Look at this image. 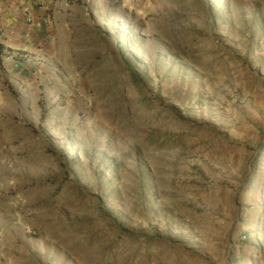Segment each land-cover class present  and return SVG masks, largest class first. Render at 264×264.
I'll list each match as a JSON object with an SVG mask.
<instances>
[{
    "label": "rangeland",
    "instance_id": "374dc122",
    "mask_svg": "<svg viewBox=\"0 0 264 264\" xmlns=\"http://www.w3.org/2000/svg\"><path fill=\"white\" fill-rule=\"evenodd\" d=\"M141 1L30 118L0 264H264V0Z\"/></svg>",
    "mask_w": 264,
    "mask_h": 264
},
{
    "label": "crops",
    "instance_id": "0c3cea01",
    "mask_svg": "<svg viewBox=\"0 0 264 264\" xmlns=\"http://www.w3.org/2000/svg\"><path fill=\"white\" fill-rule=\"evenodd\" d=\"M140 2L0 0V184L17 190L22 148L30 144L24 132L30 118L38 120L47 95L61 93V86L52 87L63 84L62 60H70L77 37H88V30L94 35V21L104 14L114 12L117 21L120 4Z\"/></svg>",
    "mask_w": 264,
    "mask_h": 264
}]
</instances>
